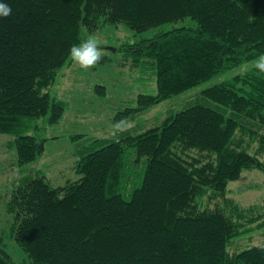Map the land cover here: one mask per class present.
<instances>
[{
	"label": "trees",
	"instance_id": "1",
	"mask_svg": "<svg viewBox=\"0 0 264 264\" xmlns=\"http://www.w3.org/2000/svg\"><path fill=\"white\" fill-rule=\"evenodd\" d=\"M0 2L12 8L0 17V134L14 137L19 167L43 156V131L64 118L68 103L49 88L71 64L70 48L103 24L143 33L194 21L126 44L134 66L152 65L157 92L139 94L115 121L264 54V0ZM202 94L264 127V73L255 67ZM263 157L264 132L198 104L87 153L76 181L24 179L5 212L29 264H264V244L230 252L246 229L244 210L228 197L245 170L264 173ZM207 197L230 214L203 206ZM0 264H17L1 237Z\"/></svg>",
	"mask_w": 264,
	"mask_h": 264
},
{
	"label": "rangeland",
	"instance_id": "2",
	"mask_svg": "<svg viewBox=\"0 0 264 264\" xmlns=\"http://www.w3.org/2000/svg\"><path fill=\"white\" fill-rule=\"evenodd\" d=\"M193 24L194 21L188 18L143 33H135L124 24H103L95 33L100 38L105 53L101 63L86 71L71 62L61 70L56 82L49 88L55 97L68 103V108L59 124L47 126V130L43 131V135L48 139L43 156L35 162L19 167L14 137L10 134H0V237L17 264L29 263L25 252L12 238L13 219L6 214L5 203L12 189L24 179L46 176L53 186L76 181L80 178L76 165L87 153L120 140L129 133L136 134L157 126L178 111L198 104L221 111L244 125L264 132L263 126L202 94L204 89L252 69L255 59L142 114L126 118L132 123V127L116 136L111 134L113 125L118 122L114 119L118 112L134 106L139 94L157 92L152 65L140 62V66H134V57L126 50V44L151 38L160 31ZM40 125L46 126L43 121H40ZM256 148L257 143L251 151ZM228 197L233 200L234 205L244 210L239 213L244 216L246 229L243 236L232 243L230 252L235 253L252 245L264 244V173L259 169L245 170L240 179L229 184ZM202 205L212 208L221 205L230 214V207H226L221 200H211L207 197Z\"/></svg>",
	"mask_w": 264,
	"mask_h": 264
},
{
	"label": "clouds",
	"instance_id": "3",
	"mask_svg": "<svg viewBox=\"0 0 264 264\" xmlns=\"http://www.w3.org/2000/svg\"><path fill=\"white\" fill-rule=\"evenodd\" d=\"M12 15V8L4 2H0V17L7 18ZM71 61L84 70L94 69L104 59V49L100 38L95 34L88 35L79 44L70 48ZM254 67L264 73V54L254 61ZM132 127V123L126 118L113 125L112 135L116 136Z\"/></svg>",
	"mask_w": 264,
	"mask_h": 264
}]
</instances>
